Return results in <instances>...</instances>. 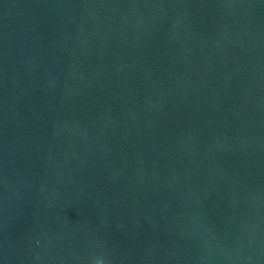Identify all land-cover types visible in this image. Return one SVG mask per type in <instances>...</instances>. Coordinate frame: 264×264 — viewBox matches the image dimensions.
I'll return each mask as SVG.
<instances>
[{
  "label": "water",
  "instance_id": "1",
  "mask_svg": "<svg viewBox=\"0 0 264 264\" xmlns=\"http://www.w3.org/2000/svg\"><path fill=\"white\" fill-rule=\"evenodd\" d=\"M0 264H264V0H0Z\"/></svg>",
  "mask_w": 264,
  "mask_h": 264
}]
</instances>
